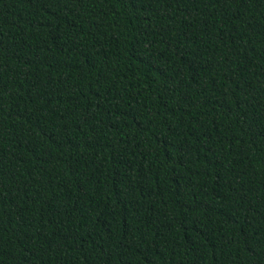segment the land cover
<instances>
[{"label":"trees","instance_id":"trees-1","mask_svg":"<svg viewBox=\"0 0 264 264\" xmlns=\"http://www.w3.org/2000/svg\"><path fill=\"white\" fill-rule=\"evenodd\" d=\"M0 264H264V0H0Z\"/></svg>","mask_w":264,"mask_h":264}]
</instances>
